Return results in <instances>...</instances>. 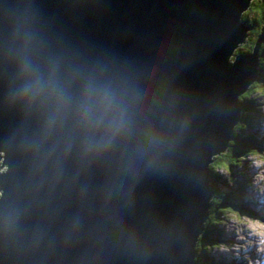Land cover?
<instances>
[{"label": "water", "instance_id": "1", "mask_svg": "<svg viewBox=\"0 0 264 264\" xmlns=\"http://www.w3.org/2000/svg\"><path fill=\"white\" fill-rule=\"evenodd\" d=\"M249 3L0 0V264H195L205 160L226 153L250 78L234 53ZM34 78L62 108L21 99Z\"/></svg>", "mask_w": 264, "mask_h": 264}, {"label": "rangeland", "instance_id": "2", "mask_svg": "<svg viewBox=\"0 0 264 264\" xmlns=\"http://www.w3.org/2000/svg\"><path fill=\"white\" fill-rule=\"evenodd\" d=\"M261 37L264 41V34ZM237 50H239V47ZM239 53L247 54V51L240 48ZM231 57L232 55L228 56L227 62ZM263 57L264 46L253 61H250L249 81L243 91L238 93L240 95L245 91H251L249 95L253 99L247 103H255H253L252 110L247 113L252 119L263 117L262 122L257 125L259 129L256 136L247 130L243 131L242 138L239 134V142L246 138L251 150L240 154L238 160L230 167L226 164V170L222 173L219 170L220 175L218 177H213L211 171H206L212 181H209L206 177L203 178L204 189L201 193V199L208 196V201L211 193L212 196L214 192H218L235 194L236 200L242 199V202L249 203L247 207L242 205V208H240L235 202L233 204V196L230 195L231 200L221 204L218 212L216 203L213 201L211 204L212 215L217 213L219 215L217 216L218 220L214 224L215 230L213 224L207 222L209 225H205L207 229H204L202 235L204 237L202 238L204 239L215 231L214 242L206 245L208 247L207 253L217 262L222 261L224 264H264V68L262 67L263 69L260 72H258V68H254V62L259 63ZM252 83H254V86L250 90ZM254 97H258V99H254ZM261 139L263 142L262 148L254 147V144H257ZM2 172H4V167H0V173ZM236 184L242 189L241 198L238 194L239 190L233 189ZM228 207L231 208L227 209ZM226 209L227 211H223ZM212 221L214 222V219ZM249 239H252V241ZM255 244H257L256 247ZM199 262H201V259ZM189 264H192V261Z\"/></svg>", "mask_w": 264, "mask_h": 264}, {"label": "trees", "instance_id": "3", "mask_svg": "<svg viewBox=\"0 0 264 264\" xmlns=\"http://www.w3.org/2000/svg\"><path fill=\"white\" fill-rule=\"evenodd\" d=\"M241 17L246 22V25H249V30H248L249 33H248V38L245 44L239 45V51H240V48H242L246 50L247 53H251L255 47L257 38L259 37L258 34L261 32V28L264 26V0H250V3L247 9L244 10ZM263 64H264V57L261 58L260 62L259 63L257 62L256 64L257 68L259 69L258 72H260V70L262 71V69L264 68ZM253 86H254V83L250 85V90L252 89ZM250 92L251 91H245L243 94H240V95L238 94L239 96L237 97V101H242V102L240 105L239 116L235 122V125L233 128L234 130L232 131V134L230 137L231 139L229 140L226 153L223 155L213 157L211 161L209 162V164L207 165L208 171L212 172L211 175H213V177H218V175H220L219 170H221V173L222 171L226 170V164H228L229 167L231 164L233 165V163H235L238 160V157L240 156V154L246 153L247 151L251 150V148H249L250 146L246 138L243 139L241 142H239V139H240L239 134H241V138H242L243 131L247 130V131H250L254 136H256V133H258V129H259L257 125H259L262 122L263 117L260 119H252L248 115L247 112L252 110L253 103H255V102L247 103L253 99V97H250L249 95ZM254 99H258V97H254ZM262 144L263 142L261 139L258 141L257 144H254V147L262 148ZM0 163H1V160H0ZM209 180L212 181L211 177ZM233 189L239 190L238 194L240 195V198H241L242 197L241 187L236 184V187H234ZM230 195L233 196V200H232L233 204L235 202V204L238 205L240 208H242V205H244L245 207L249 205L248 202H244V201L242 202V199L236 200L235 194L214 192V194L209 199V203H210L209 214L207 218L205 219V221L203 222V231L201 232V234L199 235L196 241V247H195L196 264H224L222 261L217 262L214 258L210 256V254L207 253L208 247H206V245H210L211 243L214 242L215 235H216L215 231L210 233L204 239L202 238L204 237L202 235H203L204 229H207L205 228V225H209V223L207 222H211L215 230L214 224L218 220L217 216L219 215H217V213H214V215H212V212H211L212 202L214 201L216 203L217 212H218V208L221 204L225 203L226 201L231 200V197H229ZM229 208L231 207H228L227 209ZM227 209L223 211H227ZM213 219H214V222L212 221ZM216 244H217V240H216ZM200 259H201V262H199Z\"/></svg>", "mask_w": 264, "mask_h": 264}, {"label": "clouds", "instance_id": "4", "mask_svg": "<svg viewBox=\"0 0 264 264\" xmlns=\"http://www.w3.org/2000/svg\"><path fill=\"white\" fill-rule=\"evenodd\" d=\"M262 34H264V32H262ZM247 38H248V34L246 40ZM234 53L236 54L239 53V50L234 51ZM21 99L29 103L54 102L58 110L62 108L64 105L63 94L58 91V89L51 81L45 82L35 78L30 80L28 83H26L25 86L22 88ZM95 103L97 109L102 113V115H107L108 113L113 112L114 101L109 92L104 91L99 93L96 97ZM88 105H89V100L86 98L82 106L81 117H80L81 123L85 127H98L99 126L98 124L93 125L91 122L92 113ZM124 126H125L124 114L117 112L115 113V118L112 124L110 125L109 132L122 131L124 129ZM194 262L196 264L195 253H194Z\"/></svg>", "mask_w": 264, "mask_h": 264}, {"label": "bare ground", "instance_id": "5", "mask_svg": "<svg viewBox=\"0 0 264 264\" xmlns=\"http://www.w3.org/2000/svg\"><path fill=\"white\" fill-rule=\"evenodd\" d=\"M261 38H263V37H261L260 35H259V37L257 38V41H256V43H255V47H254V49H253V51L251 52V53H247V54H240L242 57L243 56H250L251 55V60L250 61H253V59H254V57L260 52V50H261V48H262V46H263V44H264V41L261 39ZM246 42V41H245ZM244 42V43H245ZM243 43V44H244ZM238 47H239V45L234 49V51H236L237 49H238ZM211 159L212 158H209V159H206L205 160V162L206 163H209L210 161H211ZM208 178V180L210 179V176L209 175H207L206 174V172L204 173V176H203V178ZM210 181V180H209ZM249 240H251L252 241V239H249ZM255 241V240H254ZM256 242V241H255ZM257 246V244H255V247ZM263 247V246H262ZM263 250H264V247H263ZM264 252V251H263ZM261 254H263V253H261Z\"/></svg>", "mask_w": 264, "mask_h": 264}, {"label": "flooded vegetation", "instance_id": "6", "mask_svg": "<svg viewBox=\"0 0 264 264\" xmlns=\"http://www.w3.org/2000/svg\"><path fill=\"white\" fill-rule=\"evenodd\" d=\"M195 258H196V252H195Z\"/></svg>", "mask_w": 264, "mask_h": 264}]
</instances>
